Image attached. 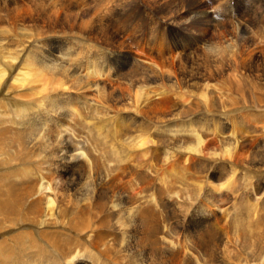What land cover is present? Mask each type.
I'll use <instances>...</instances> for the list:
<instances>
[{
  "label": "bare ground",
  "instance_id": "obj_1",
  "mask_svg": "<svg viewBox=\"0 0 264 264\" xmlns=\"http://www.w3.org/2000/svg\"><path fill=\"white\" fill-rule=\"evenodd\" d=\"M263 7L0 0V264H264Z\"/></svg>",
  "mask_w": 264,
  "mask_h": 264
},
{
  "label": "rangeland",
  "instance_id": "obj_2",
  "mask_svg": "<svg viewBox=\"0 0 264 264\" xmlns=\"http://www.w3.org/2000/svg\"><path fill=\"white\" fill-rule=\"evenodd\" d=\"M263 10H264V7L261 8L260 10H258V14H259V11H261V12H260L259 15L256 16L257 19L262 17V14L264 13ZM49 43H50V44H49V47H48V48H51V47H52V48H54V47L57 48V47L59 46V44H55L54 42H49ZM51 45H52V46H51ZM52 48H51V50H52ZM66 51H67V50H66ZM103 58H104V60H103ZM100 61H101V62H100ZM100 61L98 60V62H100L101 65H104V64H105L104 67H107V65H108L107 63H108V62L106 63V57H105V55L102 56V58L100 59ZM167 217L170 218V215L167 214ZM170 235H171V234H170Z\"/></svg>",
  "mask_w": 264,
  "mask_h": 264
}]
</instances>
